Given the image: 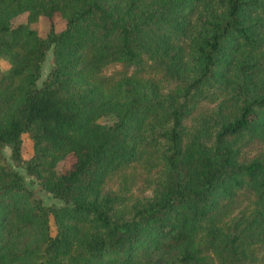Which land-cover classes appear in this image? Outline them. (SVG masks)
<instances>
[{
  "label": "trees",
  "instance_id": "16d2710c",
  "mask_svg": "<svg viewBox=\"0 0 264 264\" xmlns=\"http://www.w3.org/2000/svg\"><path fill=\"white\" fill-rule=\"evenodd\" d=\"M0 57V264H264V0H0Z\"/></svg>",
  "mask_w": 264,
  "mask_h": 264
},
{
  "label": "rangeland",
  "instance_id": "374dc122",
  "mask_svg": "<svg viewBox=\"0 0 264 264\" xmlns=\"http://www.w3.org/2000/svg\"><path fill=\"white\" fill-rule=\"evenodd\" d=\"M20 19H21V17H17L14 19V21L16 22V21H19ZM48 22L49 21H48L47 17L41 16L39 18V20L34 24V26L37 28V30L40 33L44 34L48 29ZM55 26L59 29L64 27V20L62 18L56 17L55 18ZM51 62H52V51H51V49H49L46 56H45V60L43 61L42 66H41V75H40V78L38 79V83L41 82L43 77L48 72L49 67L51 65ZM7 66H8V63H7L6 58L0 57V72L2 70H4ZM112 68H113L112 66L109 67L107 69V71L108 72L111 71ZM113 118H114L113 114L103 115L100 118V120L103 122H111L113 120ZM23 136H24L23 156L28 158L33 152L32 142H31V139L29 138L27 133H24ZM259 146L260 145L257 142L251 143L244 150L243 158H247V157L252 156L259 149ZM4 150H5L6 154L9 155V149L5 148ZM17 169L23 174L26 183L31 188H33L35 193L42 199L44 204H56V205L62 204V200L60 198L53 196L50 192L43 189L41 187V185L37 182V180L33 176L28 175L26 172V169L24 167L18 166ZM50 221H51L50 231L53 233L55 230V223L53 221L52 216L50 218Z\"/></svg>",
  "mask_w": 264,
  "mask_h": 264
}]
</instances>
